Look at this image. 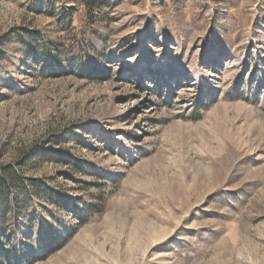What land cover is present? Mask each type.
I'll return each instance as SVG.
<instances>
[{
  "label": "rangeland",
  "instance_id": "1",
  "mask_svg": "<svg viewBox=\"0 0 264 264\" xmlns=\"http://www.w3.org/2000/svg\"><path fill=\"white\" fill-rule=\"evenodd\" d=\"M6 165L0 264H264V0H0Z\"/></svg>",
  "mask_w": 264,
  "mask_h": 264
},
{
  "label": "trees",
  "instance_id": "2",
  "mask_svg": "<svg viewBox=\"0 0 264 264\" xmlns=\"http://www.w3.org/2000/svg\"><path fill=\"white\" fill-rule=\"evenodd\" d=\"M43 153L44 150L42 148H35L32 152L34 155H40ZM16 180V173L11 166L6 165L0 170V209L5 210L7 208L8 198L5 189L9 187L10 184L15 183Z\"/></svg>",
  "mask_w": 264,
  "mask_h": 264
}]
</instances>
